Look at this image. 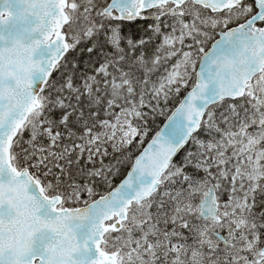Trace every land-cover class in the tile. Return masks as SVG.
<instances>
[{
	"label": "snow or ice",
	"instance_id": "snow-or-ice-1",
	"mask_svg": "<svg viewBox=\"0 0 264 264\" xmlns=\"http://www.w3.org/2000/svg\"><path fill=\"white\" fill-rule=\"evenodd\" d=\"M0 264H264V0H0Z\"/></svg>",
	"mask_w": 264,
	"mask_h": 264
}]
</instances>
